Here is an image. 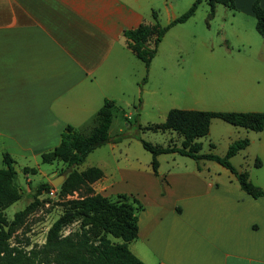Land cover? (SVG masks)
Returning a JSON list of instances; mask_svg holds the SVG:
<instances>
[{"label":"crops","instance_id":"crops-1","mask_svg":"<svg viewBox=\"0 0 264 264\" xmlns=\"http://www.w3.org/2000/svg\"><path fill=\"white\" fill-rule=\"evenodd\" d=\"M174 1L0 0V169L4 154H9L18 187V166L24 167L28 183L32 170L48 176L41 167L47 165L42 155L60 145L69 125L88 135L106 100L115 102L113 118L117 110L131 118L118 104L132 78H143L146 67L132 59L137 56L124 32L142 24L163 27L162 13L171 23L178 18ZM257 1L264 6V0H236L235 10L254 17ZM251 51L249 43V60ZM127 63L136 69L128 78ZM252 76L258 82L249 87V112L264 113V74ZM235 129L229 146L249 138V179L264 191V129ZM105 147L114 166H92L103 172L92 188L104 197L128 195L142 205L138 237L129 243L142 262L264 264V197L245 193L228 169L192 159L184 167L164 168L159 162L155 174L152 160L129 166L123 164L120 143H106L95 151ZM55 177L57 172L47 183Z\"/></svg>","mask_w":264,"mask_h":264},{"label":"rangeland","instance_id":"rangeland-1","mask_svg":"<svg viewBox=\"0 0 264 264\" xmlns=\"http://www.w3.org/2000/svg\"><path fill=\"white\" fill-rule=\"evenodd\" d=\"M195 1L175 0L174 13L181 16ZM209 13V5L202 2L187 22L173 26L159 44L149 72L145 69V75L140 80L132 78L133 85L127 87L123 102L118 104L131 114V118L128 120L120 110L115 111L110 129V136L120 139L116 143H120L124 153L123 164L131 166L134 163L145 165L151 162L152 155L144 149L139 138L158 147H182L184 138L178 133L150 129L164 123L173 109L249 112V87L258 82L252 75L264 74V39L256 30V19L222 5L216 6L214 17ZM159 21H162L163 27L170 23L164 13L160 14ZM249 43L252 47L250 54H253L250 60ZM132 59L140 68H145L142 61L136 57ZM134 67L133 63H127V78L129 72L135 73ZM236 130L223 120L214 119L209 135L198 140L203 145L201 153L225 157L230 147L229 138ZM106 150L105 147L92 153L79 166V170L97 165H105L107 170H112L114 164ZM158 160L164 168L174 164L184 167L195 162L179 154H162ZM230 162L237 170L249 174V147L231 158ZM41 167L48 176L32 172L28 175L31 183L27 182L24 167H17V183L23 195L4 211L8 221H13L16 213L34 201L38 187L47 183L49 175L57 172V177L64 176L61 174L67 166L57 161L54 165L42 164ZM50 185L57 190V195L52 197L48 194L50 190H45L39 196L40 205L24 218L23 224L10 240L12 246L25 250L42 246L50 227L63 214V204L79 196L78 193L62 196V183L58 188L53 183ZM81 230L86 231L92 240L98 234L90 226L83 227L81 221L66 227L62 234L68 236ZM111 239L114 243L122 242L120 239Z\"/></svg>","mask_w":264,"mask_h":264},{"label":"trees","instance_id":"trees-1","mask_svg":"<svg viewBox=\"0 0 264 264\" xmlns=\"http://www.w3.org/2000/svg\"><path fill=\"white\" fill-rule=\"evenodd\" d=\"M202 2L209 5L211 17H214L217 5L236 9V0H196L188 11L166 27L159 23L142 24L136 29L124 32L129 48L145 64L147 73L165 34L173 26L185 23L194 16ZM252 11L256 19V30L264 39V6L257 1ZM114 108L115 102L106 100L96 116V126L88 135L77 133L69 125L62 133L60 145L42 155L44 164L60 161L67 166L61 174L66 178L60 187V194L73 196L78 193L79 196L63 204L64 212L50 227L45 243L42 246H34L31 250L12 246L10 240L23 224L24 218L40 205L39 196L45 190H51L52 186L48 183L41 184L35 193L34 201L23 211L16 213L13 221H8L3 213L22 198V192L15 183L17 172L14 159L9 154H4V167L0 169V264H145L129 248V243L138 237V214L143 209L142 205L135 198L125 194L111 198L95 194L92 184L103 177V172L95 167L83 172L78 170L97 148L120 140L109 136ZM214 119H221L232 126L255 132L264 129L263 112L173 109L164 123L150 129L178 133L184 138L181 148L158 147L139 138L144 149L152 155L154 173L158 174V157L162 154L177 153L197 162L215 161L237 177L245 193L255 199L264 197V191L252 184L248 172L237 170L230 162L231 158L249 146L248 139L233 142L225 157L201 153L202 144L198 140L209 134ZM255 165L259 167L261 162L257 160ZM32 172L35 174L36 170ZM78 221H81L83 227L90 226L98 232L93 240L84 230L63 236V230ZM111 237L122 242L114 243Z\"/></svg>","mask_w":264,"mask_h":264},{"label":"water","instance_id":"water-1","mask_svg":"<svg viewBox=\"0 0 264 264\" xmlns=\"http://www.w3.org/2000/svg\"><path fill=\"white\" fill-rule=\"evenodd\" d=\"M64 180H65L64 176H58V177L54 178L53 179V186L55 188H58L59 185L64 182Z\"/></svg>","mask_w":264,"mask_h":264},{"label":"built area","instance_id":"built-area-1","mask_svg":"<svg viewBox=\"0 0 264 264\" xmlns=\"http://www.w3.org/2000/svg\"><path fill=\"white\" fill-rule=\"evenodd\" d=\"M48 194H49L50 196L54 197V196L57 195V190L54 189V188H52Z\"/></svg>","mask_w":264,"mask_h":264}]
</instances>
